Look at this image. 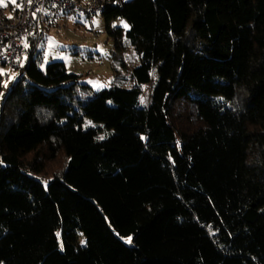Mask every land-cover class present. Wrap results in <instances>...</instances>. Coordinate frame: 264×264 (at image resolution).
<instances>
[{
	"label": "trees",
	"instance_id": "16d2710c",
	"mask_svg": "<svg viewBox=\"0 0 264 264\" xmlns=\"http://www.w3.org/2000/svg\"><path fill=\"white\" fill-rule=\"evenodd\" d=\"M96 1L110 86L41 66L47 11L11 67L0 264H264V0Z\"/></svg>",
	"mask_w": 264,
	"mask_h": 264
},
{
	"label": "rangeland",
	"instance_id": "374dc122",
	"mask_svg": "<svg viewBox=\"0 0 264 264\" xmlns=\"http://www.w3.org/2000/svg\"><path fill=\"white\" fill-rule=\"evenodd\" d=\"M16 0H0V7L9 11V3ZM113 25L122 26L127 22L123 18L113 20ZM43 27L45 31L40 49L42 52L41 66L52 60L63 61L68 71L79 74L78 81L90 84L98 90L110 86L113 81V39L105 31V22L100 12L93 14L89 20L82 13L60 14L54 19L53 24ZM128 26V25H127ZM135 52L130 47L125 51L127 65L125 73H128L136 64ZM24 58L21 61L23 63ZM20 68V67H19ZM21 69L11 68L0 63V81L3 90L0 93V102L5 91L18 78ZM6 85V86H5ZM145 90H148L146 87ZM63 160L59 155L46 166L48 173L56 172ZM47 174V173H46ZM50 175V174H49ZM127 242L129 238L126 239Z\"/></svg>",
	"mask_w": 264,
	"mask_h": 264
},
{
	"label": "built area",
	"instance_id": "2783aa9c",
	"mask_svg": "<svg viewBox=\"0 0 264 264\" xmlns=\"http://www.w3.org/2000/svg\"><path fill=\"white\" fill-rule=\"evenodd\" d=\"M96 0H16L5 12L0 8V63L13 67L22 55V46L33 32L38 13H89L99 9ZM44 11V12H43Z\"/></svg>",
	"mask_w": 264,
	"mask_h": 264
},
{
	"label": "snow or ice",
	"instance_id": "6c2138e0",
	"mask_svg": "<svg viewBox=\"0 0 264 264\" xmlns=\"http://www.w3.org/2000/svg\"><path fill=\"white\" fill-rule=\"evenodd\" d=\"M13 2H14V0H13ZM125 27H128V26L125 24ZM5 86H6V85H5ZM141 102H142V103L144 102L143 99L141 100ZM128 242H129V243L131 242V238H129Z\"/></svg>",
	"mask_w": 264,
	"mask_h": 264
}]
</instances>
